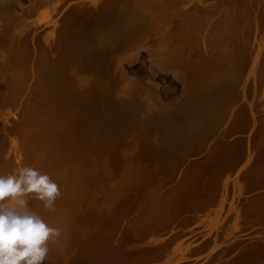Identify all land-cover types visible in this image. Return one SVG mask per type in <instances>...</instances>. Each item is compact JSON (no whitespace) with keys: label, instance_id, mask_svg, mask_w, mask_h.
<instances>
[{"label":"bare ground","instance_id":"obj_1","mask_svg":"<svg viewBox=\"0 0 264 264\" xmlns=\"http://www.w3.org/2000/svg\"><path fill=\"white\" fill-rule=\"evenodd\" d=\"M23 166L61 191L28 197L62 232L44 264L259 261L264 0H0V174Z\"/></svg>","mask_w":264,"mask_h":264},{"label":"clouds","instance_id":"obj_2","mask_svg":"<svg viewBox=\"0 0 264 264\" xmlns=\"http://www.w3.org/2000/svg\"><path fill=\"white\" fill-rule=\"evenodd\" d=\"M30 196L54 210L61 191L48 174L30 166L0 174V264H44L49 242L62 235L29 208Z\"/></svg>","mask_w":264,"mask_h":264},{"label":"rangeland","instance_id":"obj_3","mask_svg":"<svg viewBox=\"0 0 264 264\" xmlns=\"http://www.w3.org/2000/svg\"><path fill=\"white\" fill-rule=\"evenodd\" d=\"M5 1H6V0H5ZM7 1H10V0H7ZM11 4L14 5V7H16V8H17V6H18V8H19V7H23V6H25V5H28V4H29V0H11ZM137 63H138V62L135 63V67L138 68L139 65H137ZM179 94H180V93H179ZM177 95H178V94H177ZM177 95H176V96H177ZM202 195H203V194H201L200 197H202ZM199 204H200V202L198 203V205H199ZM178 221L181 222V219H179ZM195 223H197V224H195ZM195 223H194V224H195L194 226H195V227H196V226L198 227V226H199V223H198V222H195ZM200 226H201V225H200ZM203 228H205V225H204ZM188 229H190V228H188ZM167 230L170 231L171 229H167ZM175 230H176V231H177V230L179 231L180 228H178V229L175 228ZM203 230H204V229H203ZM198 231H199V230H196L195 232L197 233ZM193 233H194V232H193ZM206 233H208V232L206 231ZM179 237H180V238H177V240H175V242L180 241V240L183 239V238H186V236H184V235H183V236H179ZM194 239H195V237L193 236L192 238H190V239L188 240V242H191V241H193ZM259 257H260V256H258V258H259ZM261 258L264 259V257L261 256V257L259 258V261H261ZM257 260H258V259H257ZM259 261H254V262L252 261V262L255 263V264H257L256 262H258V264H260ZM263 261H264V260H263ZM263 261H262L261 263L264 264ZM252 262H250L249 264H253Z\"/></svg>","mask_w":264,"mask_h":264}]
</instances>
